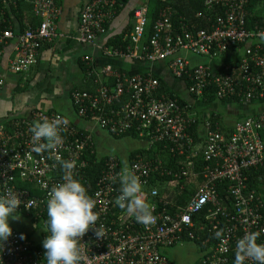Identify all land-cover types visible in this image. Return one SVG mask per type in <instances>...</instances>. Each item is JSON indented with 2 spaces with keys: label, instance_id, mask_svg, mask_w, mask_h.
Listing matches in <instances>:
<instances>
[{
  "label": "built area",
  "instance_id": "1",
  "mask_svg": "<svg viewBox=\"0 0 264 264\" xmlns=\"http://www.w3.org/2000/svg\"><path fill=\"white\" fill-rule=\"evenodd\" d=\"M11 1L0 0V55L5 44L14 39L15 55L8 61V69L21 75L36 63L41 44L57 37L61 8L56 0H23L39 21L19 32L12 27V9L16 2ZM247 1L203 0L204 6L221 5L223 15L217 17L208 30L196 32L185 29L175 32L169 14L163 10L148 39L144 38L146 8L138 7L133 11L130 45L125 52L112 48L105 51L112 56L119 54L150 63L166 62L174 78L182 79L184 75L190 78L187 90L196 97H200L211 83L216 87L217 99L236 97L244 104L261 100L264 97V17L259 29L247 30L244 9ZM115 4V0H86L83 3L77 26L78 40L82 44L92 45L96 36L104 32L103 25L113 14ZM238 43H243L239 49L242 55L233 74L228 67L218 74L205 63L191 65L181 54L190 52L210 59L218 58ZM89 61H85L87 73L97 86L91 91L74 89L70 92L78 118L95 124L109 135H122L132 129L140 136L152 134V139L167 140L176 146L180 154L193 147L192 138L187 133L192 116L187 112L188 106L181 105L168 94H158L159 82L155 76L149 72L121 74L108 65L96 71ZM108 80L111 84L106 85ZM44 119L61 121L59 134L62 143L54 150L36 153L32 150L29 129L34 122ZM205 126L203 144L199 147L201 154L205 160H219V163L202 171V182L187 204L174 214L155 215L152 205L154 221L148 225L127 219L125 213L122 214L123 210L114 214V182L119 184V175L127 169L139 178L141 185H145L151 169L142 159L119 166L118 159L110 155L107 168L91 197L93 212L97 216L96 230L102 236L97 237L93 229L85 232L78 241V264H171L159 248L171 246L184 228L193 227L192 215L207 205L210 207L206 218L211 229L220 235L212 249L213 254L199 264H229V255H234L236 241L247 233H255L256 243L264 244V196L256 195L254 191L246 193L245 173L264 163V110L238 122L227 137L218 125L210 129L206 122ZM77 133V125L68 116L50 110L35 109L29 116H11L0 121V195L9 191L18 195L21 204L14 214L29 213L38 206L45 208L50 188L62 181V177L57 178L61 168L57 158L74 164V177L77 169L84 167L81 154L93 144V136L90 132L82 136H77ZM217 181L227 182L226 193L231 197L229 205L217 193ZM24 182L41 190L42 197H33L28 189L18 186ZM155 194L153 190L151 195ZM36 215L35 223L39 222L41 227L26 234L40 232L42 235L41 230L46 224ZM114 216L119 219H114ZM131 225H134V234L130 232ZM20 237L21 233L12 229L0 252V264H44V250L33 251L34 244L29 241L34 239L33 235L29 240ZM44 237L45 234L42 240ZM246 264L252 262L247 261Z\"/></svg>",
  "mask_w": 264,
  "mask_h": 264
},
{
  "label": "trees",
  "instance_id": "2",
  "mask_svg": "<svg viewBox=\"0 0 264 264\" xmlns=\"http://www.w3.org/2000/svg\"><path fill=\"white\" fill-rule=\"evenodd\" d=\"M12 2L11 0H8ZM63 0H56L58 5H61ZM128 0H115V12L116 15L121 8ZM16 6L12 9V13L14 15L13 19V29H16L19 32L34 26L39 20V18L35 17L31 13L30 6L25 4L23 0H15ZM145 8H146V24H145V39H148L152 34V28L154 23L159 17L161 11L166 10L169 14V20L172 24V29L176 32H179L181 29H185L187 31L196 32L200 29L208 30L211 25L215 22L217 17L223 15V8L221 5H213V6H204L203 0H144ZM246 11L245 16V28L249 31H256L262 25L263 17H264V0H248L244 7ZM131 16L133 11L130 12ZM113 16V14L111 15ZM110 18V17H109ZM109 18L103 25V30L107 29L109 25ZM14 26H16L14 28ZM133 25L128 23L126 27L122 29L121 32L111 36L107 42L106 46H111L112 49L125 52L126 48L130 45V36L132 33ZM45 44L42 43V45ZM243 43H238L230 46L231 49H241ZM40 47V50H41ZM39 50V52H40ZM239 58L229 60L223 64H221L215 71L220 74V72H224L225 67L229 68V72L232 74L237 70L239 66ZM80 67L84 72V76L87 75L88 66L86 62L80 61ZM93 81V78L91 77ZM186 86L190 84V78L187 75L182 77ZM159 87L158 94H168L169 96L177 99V101L181 105H188L187 112H191V106L187 104L184 100L175 96L164 84V82L158 78ZM106 85L111 84V80L105 82ZM88 87H81L80 90H88ZM216 87L214 84L209 83L202 95L200 97L192 96L194 101L198 100L200 103H213L217 96L215 95ZM221 100L223 102H233L235 104L240 105H248L253 102H261L264 104V97L261 100H255L248 104L241 103L236 97H224ZM191 121L189 122V126L187 128V133L192 138L193 147L190 150L184 151L182 154L176 150V146L169 143L167 140L162 139H152V134L140 136L133 129L128 131L122 135H111L114 138H122V137H131L135 140L145 141V146L140 147L138 149H134L129 152L127 158L128 162L123 163L114 156L115 160L118 159V164L126 165L128 163H132L137 159H142L145 163L148 164V167L151 169L147 184L142 185L143 192L145 194V200L149 204L150 208L154 205V214L159 213H168L174 214L179 207H183L187 204L188 199L191 197L193 192L196 190V187L200 185L202 181V171L206 168H214L215 160H205L201 154V149L197 146V144L202 141L203 136L202 133L205 134L204 130H200V126H203L206 129L205 123H209V128L213 129L216 125L219 126V114L213 113L207 120L201 121L200 117H197V113L191 112ZM219 115V116H218ZM256 115V114H254ZM254 115H247L242 118V121L248 117ZM199 116V114H198ZM9 116L8 118H10ZM242 117V116H241ZM202 124V125H200ZM78 127V126H77ZM220 128V126H219ZM222 130V131H221ZM206 131V130H205ZM220 131L227 137L229 134L224 132L223 128ZM105 132V131H104ZM89 133L88 130L78 127L77 136H82ZM201 142V143H202ZM197 154H194V153ZM113 156V155H112ZM110 155L103 154L100 155L97 152L95 142L86 149L82 151L81 159L85 161L84 167H79L77 170V175L75 178H78L86 187L88 195L90 198L93 196L95 190L98 187L99 179L102 176V173L107 168V163L109 161ZM185 173V174H184ZM193 173H198L195 177H193ZM247 175V192L254 191L256 195L264 196V163L260 166L252 167L248 171L245 172ZM189 175V176H188ZM63 176L62 169H58L57 178ZM173 183V187L171 190H167L165 188L166 184ZM19 187L26 188L30 191V194L33 197H37L40 199L42 197V191L31 186L30 183H19ZM120 185L114 182L115 188V197L119 194ZM227 182H216V191L223 200L229 205L231 202V197L226 193ZM156 191L155 195H151L152 191ZM264 204V197L262 199ZM210 206L207 205L203 207L198 213L192 215V221L194 223L191 228H184L183 231L179 234L178 239L171 246L166 247L171 248L175 247L179 244L181 245H193L196 248L195 258L189 264H199L201 260L206 257L211 256L212 249L217 242V231L211 229V225L209 224V219L207 220L206 215L208 214L207 210ZM230 208V207H229ZM36 210H31L29 213L21 212V214H14L20 218H24L25 220H30L34 222L35 229H37V224L35 223L37 219H34V216H40V219L43 218L45 224L47 219V208H42L38 206L35 208ZM42 209V210H41ZM119 208H114V214H118L121 210H116ZM116 210V211H115ZM125 212L122 211V214ZM118 216H121L120 214ZM118 216H114L113 218L118 220ZM126 218L131 220L133 217H129L125 214ZM128 225V224H127ZM11 229H16L23 235L24 239H30V236L33 235L34 239L29 240L31 245H33V251L36 250H44L42 248V236L46 233L42 232V235L39 233L26 234V231L22 226L13 227ZM46 227V225H45ZM44 227V228H45ZM130 232L134 234L132 231L134 225L130 226ZM39 230V229H37ZM220 231V229H219ZM162 249L159 248V251L162 255L166 256L168 260L173 264L171 258L168 255L162 252ZM229 264H233L234 255H229Z\"/></svg>",
  "mask_w": 264,
  "mask_h": 264
},
{
  "label": "crops",
  "instance_id": "3",
  "mask_svg": "<svg viewBox=\"0 0 264 264\" xmlns=\"http://www.w3.org/2000/svg\"><path fill=\"white\" fill-rule=\"evenodd\" d=\"M85 1H62L61 5H59L61 13L57 20V37L53 41L45 42L42 45L36 63L30 67L26 74L17 75L9 71L8 61L15 55L16 41L12 39L5 44L0 55V80L2 81L0 85V121L9 116H29L35 109L50 110L68 116L78 127L88 130L95 142L96 137L94 135H99V129L93 123L76 116L75 108L70 99V92L74 89L86 86L89 88L87 91H91L97 86L88 73L84 76V72L80 67V61L85 62L88 60H90L89 63L91 62L90 64L96 71L108 65L116 72L126 75L151 73L157 79H161L175 96L189 104L191 112L197 113L196 116L200 117L202 122L207 120L213 113L219 114L220 129L223 128L227 134H231L234 126L242 121V118L235 119L236 115L243 113L244 116L254 115L264 110V104L261 102L240 105L216 99L213 103H199L198 100L194 101L188 93L184 80L176 79L171 75L166 62L157 61L150 63L119 54L116 56L109 54L108 52L112 47L106 46L105 43L111 36L121 32L128 23L133 25V14L131 16L130 12L138 7H145L144 0H128L123 6H120L121 8L116 15H114V7L113 16L109 18L107 29L96 36L92 45L82 44L78 40L77 26L79 13ZM181 54L191 65L205 63L210 66L212 71H215L221 64L239 58L242 55V51L233 48L218 58L212 59L194 55L190 52H182ZM211 106L214 107L211 108ZM201 129L205 132L203 126H200ZM101 134V138L109 135L104 131ZM202 136H204L203 133ZM122 138L127 141V144H130V152L146 144H144L145 141L135 140L131 137ZM201 142L197 144L198 147L202 146L203 142ZM135 143L138 146H134L133 144ZM127 162L128 159L123 163ZM215 163H219V160H216ZM194 175L196 176L198 173H194ZM194 175L193 177H195ZM142 198H145V194H142ZM114 208L119 207L114 204ZM179 245L181 246V244ZM171 249H174L175 252ZM171 249L165 248L162 249V252L166 255L168 252L178 254L177 246L171 247Z\"/></svg>",
  "mask_w": 264,
  "mask_h": 264
},
{
  "label": "clouds",
  "instance_id": "4",
  "mask_svg": "<svg viewBox=\"0 0 264 264\" xmlns=\"http://www.w3.org/2000/svg\"><path fill=\"white\" fill-rule=\"evenodd\" d=\"M60 120L34 122L30 127L33 151L54 150L62 143L59 134ZM63 171L62 181L52 186L48 192L46 233L42 240L44 264H78L80 259L78 241L89 229H93L97 237L102 234L96 230L97 216L93 212V201L88 195L85 185L74 177V164L59 160ZM119 194L115 205L133 217L137 223L148 225L154 221L152 210L142 198V185L139 178L124 170L118 177ZM21 200L14 192L0 195V252L12 234L9 219H18L14 215ZM217 236L220 232L216 233ZM23 239V235L20 237ZM255 233H247L236 241L233 264H264V244L256 243Z\"/></svg>",
  "mask_w": 264,
  "mask_h": 264
},
{
  "label": "rangeland",
  "instance_id": "5",
  "mask_svg": "<svg viewBox=\"0 0 264 264\" xmlns=\"http://www.w3.org/2000/svg\"><path fill=\"white\" fill-rule=\"evenodd\" d=\"M200 103V102H199ZM214 106H211V108ZM193 108V107H192ZM238 109V107H237ZM241 110V108H240ZM191 113V112H190ZM240 116H244V113L241 115H236L235 119H239V118H243ZM95 125V124H94ZM83 126H85L83 124ZM99 129V128H97ZM99 135L95 136V143H96V149L98 154L102 155V154H110L113 156H116L122 163L126 161L127 156L131 150V146L130 144H127L125 139H120V138H114L113 136H109L106 135L105 138H101V132H103V130L99 129ZM106 133V132H105ZM134 146H138L137 143L133 144ZM132 145V146H133ZM173 183H168L166 184L165 188L168 190H171L173 187ZM9 224L12 225L13 227H19L22 226L23 229L26 232H30L31 229L35 228L34 224L30 221V220H25L24 218H18V219H9ZM37 227L40 228L41 224L38 222L37 223ZM182 246V248H180ZM177 245V252L178 254L174 253H167L168 256H170V258L173 261V264H188L191 263L192 260L195 258V253H196V248L193 245ZM187 247V248H186ZM171 249V248H170ZM173 252L174 249H171Z\"/></svg>",
  "mask_w": 264,
  "mask_h": 264
}]
</instances>
